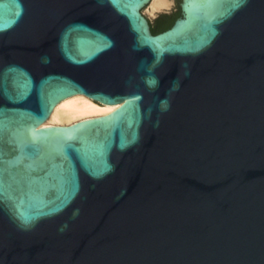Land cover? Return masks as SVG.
<instances>
[{"label":"water","instance_id":"water-1","mask_svg":"<svg viewBox=\"0 0 264 264\" xmlns=\"http://www.w3.org/2000/svg\"><path fill=\"white\" fill-rule=\"evenodd\" d=\"M150 1L0 0V264H264V0Z\"/></svg>","mask_w":264,"mask_h":264},{"label":"bare ground","instance_id":"bare-ground-1","mask_svg":"<svg viewBox=\"0 0 264 264\" xmlns=\"http://www.w3.org/2000/svg\"><path fill=\"white\" fill-rule=\"evenodd\" d=\"M147 5L151 7V14H156L157 12L169 9L172 6V1L151 0ZM117 106L118 104L105 106L88 98L86 95H78L55 104L49 117L37 128H69L79 120L108 115Z\"/></svg>","mask_w":264,"mask_h":264},{"label":"rangeland","instance_id":"rangeland-1","mask_svg":"<svg viewBox=\"0 0 264 264\" xmlns=\"http://www.w3.org/2000/svg\"><path fill=\"white\" fill-rule=\"evenodd\" d=\"M172 1V6H173V2H174V0H171ZM171 6V7H172ZM170 7V8H171ZM169 8V9H170ZM169 9H167V10H163V11H168ZM144 15H146V16H151V17H156L157 18V13L156 14H151V7H150V5L148 6H145V8H144V10H143V12H142Z\"/></svg>","mask_w":264,"mask_h":264}]
</instances>
